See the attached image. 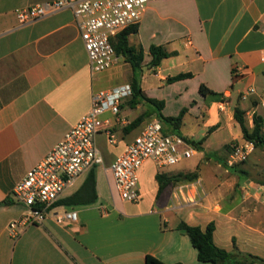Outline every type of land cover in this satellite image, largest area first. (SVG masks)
I'll list each match as a JSON object with an SVG mask.
<instances>
[{
    "label": "crops",
    "instance_id": "0c3cea01",
    "mask_svg": "<svg viewBox=\"0 0 264 264\" xmlns=\"http://www.w3.org/2000/svg\"><path fill=\"white\" fill-rule=\"evenodd\" d=\"M54 1L0 0V202L10 201L0 207V264H146L147 256L166 264H211L198 261L181 222L202 229L214 223L216 246L236 258L264 260V150L227 164L233 147L245 140L235 109L246 113L250 129L256 116L264 118V0L151 3L129 37L136 53L144 54L137 78L145 97L164 103V117L185 110L179 129L162 123L163 133L203 140L200 149L169 167L147 160L139 171L140 202L123 201L111 165L148 123L159 120L154 105L131 108L128 98L118 117L104 115L116 141L96 136L102 164L66 189L42 225L10 229L28 214L13 194L16 184L91 111L96 92L131 84L134 75L122 56L110 70L92 72L71 9L20 25L18 10ZM153 46L172 53L158 68H150ZM180 75L190 77L170 82ZM202 85L224 100L204 97ZM250 88L255 92L244 99ZM198 129L205 131L201 139ZM91 172L96 199L66 203ZM188 174L194 179L179 178ZM158 175L169 181L161 191ZM65 210L77 211L78 221L58 224L54 214Z\"/></svg>",
    "mask_w": 264,
    "mask_h": 264
},
{
    "label": "built area",
    "instance_id": "2783aa9c",
    "mask_svg": "<svg viewBox=\"0 0 264 264\" xmlns=\"http://www.w3.org/2000/svg\"><path fill=\"white\" fill-rule=\"evenodd\" d=\"M156 1L161 0H58L20 9L17 14L20 25H26L71 9L92 72L98 74L110 70L119 60L112 39L129 27L138 25L148 6ZM238 72L235 71L236 74ZM254 92L255 89H248L243 98ZM131 96L130 84L100 90L93 95L91 111L16 184L13 194L28 208V214L21 221L12 222L11 230L18 225H42L66 189L81 175L102 164V157L95 145L96 136L105 133L110 143L116 141L111 121L105 119L104 115L111 113L118 117L121 104ZM255 149L253 142L244 140L233 147L227 164L234 167L245 162ZM195 154L194 146L179 135L164 134L162 122L154 120L111 165L115 188L123 201L139 203V171L147 160L162 168L176 165ZM54 217L58 224L75 223L78 212L65 210L55 213Z\"/></svg>",
    "mask_w": 264,
    "mask_h": 264
},
{
    "label": "trees",
    "instance_id": "16d2710c",
    "mask_svg": "<svg viewBox=\"0 0 264 264\" xmlns=\"http://www.w3.org/2000/svg\"><path fill=\"white\" fill-rule=\"evenodd\" d=\"M138 32V27L133 26L122 33H120L116 38L112 39V44L116 50V54L118 56H122L126 62L130 63L133 70L134 75L131 81L132 87V96L129 98V106L131 108L136 107L139 104L144 102L150 103L156 107V112H159V120L164 124H169L174 129H179L183 122V116L185 114V110L178 117H164L161 114V111L164 107V103L159 102L154 99H149L143 95L142 88L140 85V81L137 78V73L142 70V63L144 61L143 51H139L136 53L135 49L130 45L129 37L132 34H136ZM130 54V56H129ZM150 54L152 56V60L150 62V68H158L161 66L162 62L172 56V53H169L164 47L153 46L150 49ZM190 75H180L175 78L170 79V82L178 81L184 78H188ZM200 93L204 97L212 96L214 99L223 101L224 97L219 95L206 86H201ZM246 113L242 111L240 108H236L234 112L235 121L241 128L242 134L245 140L251 141L255 144L256 148H262L264 150V118L260 116H256L254 118V127L252 129L249 128L247 124V120L245 117ZM143 117L138 118L133 123H131L130 127L134 128L141 124ZM179 134V133H177ZM188 143L192 146L200 149V146L203 143V140L200 142H194L189 139L183 137ZM194 174L181 175L179 178L181 179H194ZM157 180L160 183V191L164 189V187L169 183V181H164L163 176L158 175ZM171 181V180H170ZM86 194L88 197L82 199L83 195ZM96 199L95 194V176L94 172H91L88 180L82 187V189L75 194L70 199L66 200V203L76 204L78 202H88L94 201ZM59 202L56 204L58 205ZM10 205V201L6 200L0 202L1 206ZM180 230H184L189 237L192 246L197 250L198 253V261L202 263H211V264H264V260L258 256L254 255H241L242 257L236 258L234 255L226 251L225 249H221L216 246L214 242V232L215 225L214 223L209 224L206 229H202L198 226H191L185 222H181L178 226ZM146 264H166L163 261L155 258L154 256L146 257ZM181 264V263H177Z\"/></svg>",
    "mask_w": 264,
    "mask_h": 264
},
{
    "label": "rangeland",
    "instance_id": "374dc122",
    "mask_svg": "<svg viewBox=\"0 0 264 264\" xmlns=\"http://www.w3.org/2000/svg\"><path fill=\"white\" fill-rule=\"evenodd\" d=\"M205 131H202L201 129H198V135H197V137H196V139H201L202 138V133H204ZM138 133H134V137L137 135ZM213 162L214 163H216L215 162V160H213Z\"/></svg>",
    "mask_w": 264,
    "mask_h": 264
},
{
    "label": "water",
    "instance_id": "95a60500",
    "mask_svg": "<svg viewBox=\"0 0 264 264\" xmlns=\"http://www.w3.org/2000/svg\"><path fill=\"white\" fill-rule=\"evenodd\" d=\"M129 56H130V54H129Z\"/></svg>",
    "mask_w": 264,
    "mask_h": 264
}]
</instances>
